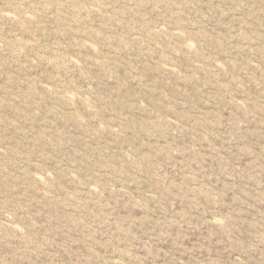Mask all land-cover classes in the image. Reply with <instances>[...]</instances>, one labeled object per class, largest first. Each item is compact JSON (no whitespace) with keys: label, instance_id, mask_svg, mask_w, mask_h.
I'll return each mask as SVG.
<instances>
[{"label":"rangeland","instance_id":"obj_1","mask_svg":"<svg viewBox=\"0 0 264 264\" xmlns=\"http://www.w3.org/2000/svg\"><path fill=\"white\" fill-rule=\"evenodd\" d=\"M0 12V264H264V0Z\"/></svg>","mask_w":264,"mask_h":264},{"label":"bare ground","instance_id":"obj_2","mask_svg":"<svg viewBox=\"0 0 264 264\" xmlns=\"http://www.w3.org/2000/svg\"><path fill=\"white\" fill-rule=\"evenodd\" d=\"M1 13V12H0ZM162 26V25H161ZM160 27V26H159ZM173 32V31H172ZM176 32V31H175ZM215 64H217V63H215ZM90 187V186H89ZM122 190V189H121Z\"/></svg>","mask_w":264,"mask_h":264}]
</instances>
